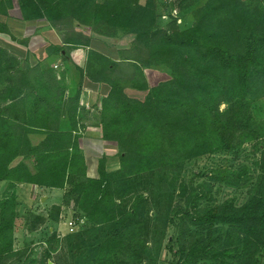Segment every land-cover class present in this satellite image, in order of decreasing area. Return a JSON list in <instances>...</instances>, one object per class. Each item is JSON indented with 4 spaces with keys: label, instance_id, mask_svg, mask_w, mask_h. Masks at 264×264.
Here are the masks:
<instances>
[{
    "label": "trees",
    "instance_id": "obj_1",
    "mask_svg": "<svg viewBox=\"0 0 264 264\" xmlns=\"http://www.w3.org/2000/svg\"><path fill=\"white\" fill-rule=\"evenodd\" d=\"M164 1L17 0L22 21H45L62 44L38 61L0 41V264L33 263L14 247L19 185L63 192L46 215L27 216L30 233L60 223L62 208L85 221L68 234L71 264L155 263L170 229L172 264H264V150L257 173L220 167L196 187L180 179L189 162L264 140V0H179L190 27L172 14L163 22ZM1 34L16 41L2 23ZM128 36V49L111 48ZM78 49L82 67L71 59ZM59 57L62 72L52 65ZM146 69L170 79L151 87ZM85 87L98 88L94 114L118 151V169L102 156L97 178L79 143ZM33 135L43 138L34 144ZM216 185L246 191L217 200ZM58 240L52 233L47 243Z\"/></svg>",
    "mask_w": 264,
    "mask_h": 264
},
{
    "label": "rangeland",
    "instance_id": "obj_2",
    "mask_svg": "<svg viewBox=\"0 0 264 264\" xmlns=\"http://www.w3.org/2000/svg\"><path fill=\"white\" fill-rule=\"evenodd\" d=\"M179 0H166L163 2L162 7H160V12L163 15V22L168 23L171 19L169 16L172 14L174 18L177 17V24H180L184 20L185 27H190L192 25V19L187 16L183 20H180V11L178 8ZM80 33L84 35H90V31L87 28H83L80 26H76ZM15 34L16 43H21L24 38H20L15 29H13ZM49 41L58 40L59 44H62V35L53 29H50ZM32 36V35H31ZM31 38V37H30ZM43 42V40H41ZM48 41V42H49ZM133 38L125 37L118 40H110L109 44L112 45V49L121 50L128 49L131 45ZM38 45V50L36 52H40L41 49H44V42ZM49 42V43H50ZM42 44L44 46H42ZM43 47V48H42ZM40 48V49H39ZM81 50V49H79ZM80 55H84V52L79 51ZM39 54V53H38ZM32 55V54H30ZM35 55V54H34ZM38 61L40 58L36 56ZM73 57V56H72ZM72 61L74 62L73 58ZM74 62L78 66H83V61L85 56H80L79 58L75 57ZM78 63V64H77ZM53 67L57 66L56 71L62 72V57L58 58L55 63L52 64ZM61 65V66H60ZM145 75L151 87H154L162 82H166L170 79V75L166 73L163 69H146ZM127 93L129 96L138 97L143 96L146 93L136 92L130 89H127ZM85 99L83 102L88 103L89 108L94 110L100 103L99 99H101V94H94L93 96H88L85 94ZM82 99V98H81ZM225 105L221 106V110L225 109ZM263 117H264V100L261 101L260 105ZM99 127V126H97ZM86 128L83 131V135L86 136V133H89ZM90 131V130H89ZM99 135V131H96ZM81 141L79 142L85 152L86 164L88 166V177L93 176L97 178L95 174V169L97 168L98 161L102 156L107 157L108 169L109 171H113L118 169L119 160L117 156V148L115 143H110L104 141L101 137H94V141H89L90 137H81ZM92 138V137H91ZM264 140L256 141L252 143L245 144L241 151H239L236 156H226L221 154H215L210 156L202 157L198 160H194L189 162L185 167V172L183 176H181V180L185 179L186 182L192 183L194 187L201 186L203 182H205V174L210 173L218 168H227L231 172H238L242 169L246 168L250 174L257 173L258 170L255 166V163L259 160L261 155V150H264ZM6 186H0V198L2 192L5 191ZM212 196L215 199H221L225 197L238 196L239 199H243V192L245 193L246 189L242 191H236L235 189L225 188L223 186H212ZM19 206L17 208L18 211V219H17V230H16V239L14 243V247L16 250H20L23 252L24 257L22 259V263H25L26 259L32 261V264H43V256L48 248H51V258L47 260L48 264H71L70 259V250L67 245L68 234L71 233L69 223L70 221H74V214L69 209L62 208V214L60 217V223L52 224L47 222L38 228L37 231L30 233L25 226V219L31 213H36L37 215H46L49 210L54 205H60L63 192L57 190H45L38 188H28L19 190ZM242 193V194H241ZM183 203V202H182ZM85 225V221L84 224ZM82 225V226H83ZM82 227H79V229ZM75 231H78L77 229ZM52 233L57 234V238H59V242H52L51 245L47 243L52 237ZM175 235V230H168L166 237L161 245V247L156 250L155 257L156 262L152 264H172L173 257L171 253H169L166 249L168 245V241L172 239ZM16 260V259H15ZM24 260V261H23ZM14 261V260H13Z\"/></svg>",
    "mask_w": 264,
    "mask_h": 264
},
{
    "label": "crops",
    "instance_id": "obj_3",
    "mask_svg": "<svg viewBox=\"0 0 264 264\" xmlns=\"http://www.w3.org/2000/svg\"><path fill=\"white\" fill-rule=\"evenodd\" d=\"M4 4H5L4 0H0V12H2L5 9V12L8 14V16L2 15V13H0V23L5 24L8 27L11 35H13V36H15L13 29H15L16 31L18 30L17 31L18 36L20 38H24L21 43H24V41H25L26 46H23L21 43H16L15 41H13L11 39V37L9 35H5V34L0 35V41L2 43L7 44L9 47H16V48H18L21 51H24L26 53L28 52L29 54H32V55L35 54L38 57L40 54V58H39L40 61H43L46 58V49L49 47V45H60L58 40H56V42L55 41H51V42L49 41V35L51 34L50 33L51 31H50V28L48 27V25L45 21H41V22H24V21H22L21 13H20V10L18 7L17 0H11V6L10 7L7 6V4H5V5ZM53 32H54V30H53ZM41 40H43V42L45 44V46L42 44V46H44V49H41L40 52H36V50H38L39 43L41 44V42H42ZM34 49H36V50H34ZM79 51L84 52V55H80ZM74 56L77 58H79L80 56H82V57L85 56L84 61H83V65H84L85 60H86V50H84V49L79 50L78 49V50L73 51L71 53V57L73 58L74 62H76ZM85 94H88V96H91V95L93 96L94 94H98V88L95 90L92 88L85 87L84 91L82 93V96H81L82 99L80 102V106L82 108V110H81L82 123L87 125V128H88L87 131L89 132V133H86V136L83 135V133H82L81 137H90V138H88V140L93 142L94 137H101L102 138V133H101L100 127H97L99 125H98L97 118L94 114L95 110H93L92 108H89L90 106H88V103L83 102V100L85 99V96H86ZM95 130L100 132L99 135L97 134V132H95ZM42 138H43L42 136H38V135L31 136V140L34 144H38L42 140ZM81 139L79 140V142L81 141ZM80 149L82 150V153L85 156V152H84V149H83L81 144H80ZM20 160H21V158L16 160L15 164H17ZM95 171H96L95 174L97 175V168L95 169ZM90 178H94V177L90 176ZM28 188H36V187L27 186V185H19L17 187V190L28 189Z\"/></svg>",
    "mask_w": 264,
    "mask_h": 264
},
{
    "label": "built area",
    "instance_id": "obj_4",
    "mask_svg": "<svg viewBox=\"0 0 264 264\" xmlns=\"http://www.w3.org/2000/svg\"><path fill=\"white\" fill-rule=\"evenodd\" d=\"M55 68H57V66H55ZM76 221H78L76 223ZM84 224V220L83 219H75L74 221H70V223L68 224L70 227L71 232L79 229V227H81Z\"/></svg>",
    "mask_w": 264,
    "mask_h": 264
}]
</instances>
